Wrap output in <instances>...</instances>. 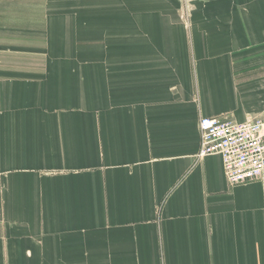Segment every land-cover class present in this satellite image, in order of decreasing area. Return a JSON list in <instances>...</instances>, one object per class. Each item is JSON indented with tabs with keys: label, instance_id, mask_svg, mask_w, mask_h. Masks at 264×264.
I'll return each mask as SVG.
<instances>
[{
	"label": "crops",
	"instance_id": "1",
	"mask_svg": "<svg viewBox=\"0 0 264 264\" xmlns=\"http://www.w3.org/2000/svg\"><path fill=\"white\" fill-rule=\"evenodd\" d=\"M108 2L0 0V264H264V177L198 157L262 118L264 0Z\"/></svg>",
	"mask_w": 264,
	"mask_h": 264
},
{
	"label": "built area",
	"instance_id": "2",
	"mask_svg": "<svg viewBox=\"0 0 264 264\" xmlns=\"http://www.w3.org/2000/svg\"><path fill=\"white\" fill-rule=\"evenodd\" d=\"M198 157H222L228 181L238 185L264 177V118L237 121L227 116H202Z\"/></svg>",
	"mask_w": 264,
	"mask_h": 264
},
{
	"label": "rangeland",
	"instance_id": "3",
	"mask_svg": "<svg viewBox=\"0 0 264 264\" xmlns=\"http://www.w3.org/2000/svg\"><path fill=\"white\" fill-rule=\"evenodd\" d=\"M106 2H108L109 0H102V5ZM155 1V0H154ZM153 2V0H111L108 2V4H114L117 3V5H122V10L123 11H129L131 10L132 7L134 8H139V10H143L144 8L150 7L152 5H149V3ZM258 90L255 89V91H259L260 90V94H256L260 95L261 97L264 96V93L262 92L263 86L262 85H257ZM255 88V85H252V89ZM259 97V96H258ZM245 102L250 105L254 110H258V111H262L260 112L258 115H260L259 117L264 118V100H258L256 99V101H252L250 98L245 99Z\"/></svg>",
	"mask_w": 264,
	"mask_h": 264
}]
</instances>
